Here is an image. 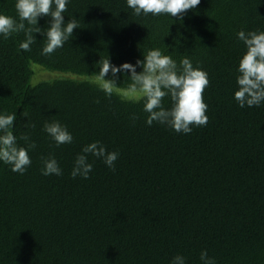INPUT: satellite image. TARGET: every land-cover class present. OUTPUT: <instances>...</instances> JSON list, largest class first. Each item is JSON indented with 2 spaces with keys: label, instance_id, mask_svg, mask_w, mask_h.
Returning <instances> with one entry per match:
<instances>
[{
  "label": "trees",
  "instance_id": "16d2710c",
  "mask_svg": "<svg viewBox=\"0 0 264 264\" xmlns=\"http://www.w3.org/2000/svg\"><path fill=\"white\" fill-rule=\"evenodd\" d=\"M14 4L0 0V12L17 18ZM73 17L78 28L50 55L38 33L30 51L18 47L24 32L0 39V112L15 113L18 145L25 133L36 145L24 174L0 163V264H169L177 254L200 264L201 250L216 264H264V104L233 99L245 51L236 33L264 31V0H200L182 20L136 16L125 0H71L64 20ZM154 47L207 72L205 126H146L142 101L125 96L127 73L105 94L99 60L134 63ZM35 67L56 77L34 82ZM53 119L71 144L46 137ZM94 140L118 151L114 170L89 156V177L72 178L76 154ZM49 154L62 175L41 174Z\"/></svg>",
  "mask_w": 264,
  "mask_h": 264
},
{
  "label": "clouds",
  "instance_id": "9594fccd",
  "mask_svg": "<svg viewBox=\"0 0 264 264\" xmlns=\"http://www.w3.org/2000/svg\"><path fill=\"white\" fill-rule=\"evenodd\" d=\"M71 0H15L16 17L0 12V39L7 40L12 35L24 32L25 39L19 42V49L30 51L35 43L34 33L43 37L42 55H50L62 48L69 41L73 30L78 28L77 19L64 20V12ZM200 0H125L126 6L136 16H157L183 19L186 10L196 8ZM49 17L48 27L37 26L38 18ZM27 25V26H26ZM238 41L242 42L245 51L238 59L235 68V90L233 99L240 108L259 107L264 104V31L243 29L236 33ZM166 49L167 47L164 46ZM142 59L134 63L123 62L113 64L107 57L98 62L96 78L103 82L106 95H111L113 88H118V74L127 73L129 83L125 89L129 96L138 97L142 101V111L145 115V125L158 123L176 133L189 134L193 127L205 126L207 104L203 92L208 86V74L200 67H194L191 59L183 56L179 62L171 54H165L160 48H150L142 54ZM140 71H137V69ZM106 77H108L106 79ZM165 98L169 106L165 107ZM15 113L0 112V163L9 166L14 173L24 174L32 161L29 150L36 147L30 139V133L23 134L20 139L25 146L17 143L13 134ZM136 117H133L135 120ZM32 128L35 124L31 125ZM53 146L71 144L73 135L67 127L58 120H45L41 129ZM89 156L100 160L105 167L114 170L118 159V151H109L99 140L85 144L76 154L70 176L87 179L92 172L93 163ZM41 174L44 176L63 174L62 168L54 156L42 157ZM200 264H216L207 250L199 254ZM169 264H187V258L182 254L173 256Z\"/></svg>",
  "mask_w": 264,
  "mask_h": 264
},
{
  "label": "rangeland",
  "instance_id": "374dc122",
  "mask_svg": "<svg viewBox=\"0 0 264 264\" xmlns=\"http://www.w3.org/2000/svg\"><path fill=\"white\" fill-rule=\"evenodd\" d=\"M56 75L52 72H48V71H44L43 69H41L40 67H35L34 68V76H33V81L34 82H38L41 80H48V79H52L55 78ZM125 96H129L126 94L125 92ZM131 97V96H129Z\"/></svg>",
  "mask_w": 264,
  "mask_h": 264
}]
</instances>
